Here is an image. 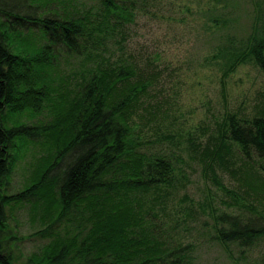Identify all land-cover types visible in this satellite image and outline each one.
Masks as SVG:
<instances>
[{"label":"trees","instance_id":"1","mask_svg":"<svg viewBox=\"0 0 264 264\" xmlns=\"http://www.w3.org/2000/svg\"><path fill=\"white\" fill-rule=\"evenodd\" d=\"M49 1L0 0V264H15L6 206L26 202L43 209L37 234L49 238L36 264H196L194 245L173 239L161 221L178 191L177 167L164 150L147 151L135 126L153 78L140 61L115 59L105 42L122 46L144 6L94 0L91 8L70 10L71 3ZM211 2L202 26L217 34L209 58L223 84L240 65L264 70V5L243 27L234 1ZM36 30L45 41L40 47L30 43ZM62 51L80 59L69 72L79 79L72 98L70 78L60 75L68 72L60 66ZM228 122L223 137L264 161V117ZM29 145L43 153L28 183L10 194L5 187ZM216 219L224 247L262 235L239 217Z\"/></svg>","mask_w":264,"mask_h":264},{"label":"rangeland","instance_id":"2","mask_svg":"<svg viewBox=\"0 0 264 264\" xmlns=\"http://www.w3.org/2000/svg\"><path fill=\"white\" fill-rule=\"evenodd\" d=\"M63 1L71 3L70 10L97 3ZM232 1L243 27L250 24L254 7L264 5V0ZM138 3L145 9L137 11L135 22L128 25L126 42L122 46L111 39L105 42L114 47L110 50H114L115 59H136L145 75L153 78L145 102L150 103L144 106L147 110L140 108L143 116H135V126L147 151L164 150L177 167L178 191L161 221L172 231L173 239L194 245L196 264H258L264 258V161L254 151L245 154L238 142L224 138L223 133L231 116L239 121L264 117V70L254 63L240 65L223 84L222 71L211 59L216 33L212 35L213 31L208 33L202 26L206 21L203 14L214 6L211 0ZM55 5L63 6L57 1ZM37 9L42 11L41 6ZM43 42L34 31L30 43L40 47ZM60 55L61 69L68 71L60 75L70 78L66 92L72 98L79 79L69 72L79 68L80 59L63 51ZM42 153L40 147L29 145L6 192L15 193L28 183ZM6 210L9 233L15 236L10 241L15 264H36L32 259L42 257L49 242L37 234L44 229L43 209L26 202L7 205ZM222 213L250 222L262 235L255 237L253 244L224 247L216 238L221 227L216 216Z\"/></svg>","mask_w":264,"mask_h":264}]
</instances>
